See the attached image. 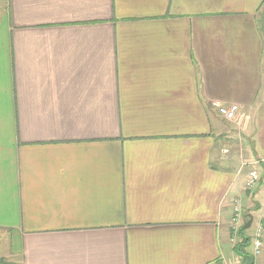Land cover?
<instances>
[{
  "label": "crops",
  "instance_id": "1",
  "mask_svg": "<svg viewBox=\"0 0 264 264\" xmlns=\"http://www.w3.org/2000/svg\"><path fill=\"white\" fill-rule=\"evenodd\" d=\"M232 198L264 264V0H0V262L246 264Z\"/></svg>",
  "mask_w": 264,
  "mask_h": 264
},
{
  "label": "built area",
  "instance_id": "2",
  "mask_svg": "<svg viewBox=\"0 0 264 264\" xmlns=\"http://www.w3.org/2000/svg\"><path fill=\"white\" fill-rule=\"evenodd\" d=\"M238 106L236 104H229L227 106H219L218 114L225 120H233L235 118ZM259 180V174L255 169H249L247 172V177L244 182V189L251 190L254 185ZM244 216V208L241 204L240 198H232L230 201V217L229 224L232 231L231 240L233 243L236 241L239 234V229L241 227L242 219ZM263 228L260 224L254 230L251 237L252 251H251V263L250 264H260L258 262V257L261 253L263 246L262 242Z\"/></svg>",
  "mask_w": 264,
  "mask_h": 264
},
{
  "label": "trees",
  "instance_id": "3",
  "mask_svg": "<svg viewBox=\"0 0 264 264\" xmlns=\"http://www.w3.org/2000/svg\"><path fill=\"white\" fill-rule=\"evenodd\" d=\"M243 231H245L244 229H242V226L240 227V229H239V233L241 234ZM248 241H249V237L248 236H243L242 237V241H241V244L239 243L236 247H237V249H238V252L240 251L239 249H240V246H242V245H247L248 244ZM243 255H244V257L246 258V264H250L251 263V257L246 253V252H244V253H242ZM0 264H5V263H3V262H0Z\"/></svg>",
  "mask_w": 264,
  "mask_h": 264
},
{
  "label": "rangeland",
  "instance_id": "4",
  "mask_svg": "<svg viewBox=\"0 0 264 264\" xmlns=\"http://www.w3.org/2000/svg\"><path fill=\"white\" fill-rule=\"evenodd\" d=\"M248 220V216L247 215H244L243 216V219H242V223H241V226L246 222ZM257 224H258V222H257V220L256 219H254V221L252 222V224H251V226L248 228V229H246L245 231H254L255 230V228L257 227ZM230 230H231V235H232V229H231V227H230ZM245 231H243L242 233H241V238L244 236V232ZM238 235H240V233L238 234ZM237 239H238V236H237ZM237 239H236V241H237ZM234 242L235 243V245H237L238 243L237 242ZM246 248H247V246H246ZM247 250H250V248L248 247V249Z\"/></svg>",
  "mask_w": 264,
  "mask_h": 264
},
{
  "label": "water",
  "instance_id": "5",
  "mask_svg": "<svg viewBox=\"0 0 264 264\" xmlns=\"http://www.w3.org/2000/svg\"><path fill=\"white\" fill-rule=\"evenodd\" d=\"M252 223V216H248V220L242 225V229H248L251 226Z\"/></svg>",
  "mask_w": 264,
  "mask_h": 264
}]
</instances>
